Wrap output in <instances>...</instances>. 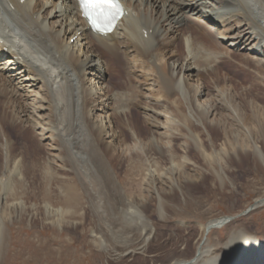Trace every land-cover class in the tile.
Returning a JSON list of instances; mask_svg holds the SVG:
<instances>
[{"label":"bare ground","instance_id":"6f19581e","mask_svg":"<svg viewBox=\"0 0 264 264\" xmlns=\"http://www.w3.org/2000/svg\"><path fill=\"white\" fill-rule=\"evenodd\" d=\"M120 1L126 14L121 17L111 33L102 34L94 32L81 16L76 0H23L22 3L21 0H0V69L6 68L14 72L13 75L18 81L19 88L29 96H35L32 101L36 104V109L39 112L48 111V117H46L49 128H52V133H54L52 140L61 150L63 163L69 165L71 172L78 174V182L80 185L82 184L83 197L88 203V210L93 218L92 225L95 234L91 236L101 246L98 251L103 258L102 263L99 264H136L138 261L145 264L149 261L151 264H264V243L260 244L256 241L261 239L257 232L252 236L244 228L241 230L235 228L227 230L226 236L219 240L209 237L214 229L224 227L228 223V218H213L203 225L201 224L199 226L201 233L196 241L190 240L192 238L190 230L188 235L180 232L188 230L187 225L178 224L175 234L172 230L171 234H166L168 237L164 238L165 242L161 243L157 236L158 223L153 222L145 213L144 202L133 200L120 188L123 182L122 178H115L113 166L110 164L112 159L117 158V154L115 155L112 149L116 142L121 143L120 139L115 140L123 133L115 132L111 134L115 138L112 137L111 140L102 143L100 134L104 133L105 127L103 128L102 123H99V127L95 126L97 128L95 130L94 125L90 122V104L92 99L94 101L95 95L99 93L98 90L102 91L104 96L108 93L105 97L108 96L109 99H117L115 92L109 93L107 84L102 83V85L101 82H98L97 88L94 87L92 81L86 77L88 75L90 77L93 69L99 71V64H117L118 60L123 58L126 61L127 57L131 56L132 62L135 59L139 64H154L155 70L157 68L160 70L157 82L160 83L162 91L157 102L168 106L170 98L181 97L188 101L189 115L204 114L208 119V116L217 114L216 108L221 102L214 103L210 109H207L206 106L195 109L192 100H190L192 92L189 84L190 77H197L198 74L195 73H199L201 70L195 64L199 52L203 53L207 41L211 40L209 44L212 47L208 56L216 59L223 53L217 52L220 49L212 40L220 43L221 37L226 38L229 40L226 41L223 50H234L235 46V50H237V46L241 44L238 49L242 51L243 56H246L245 60L259 65L264 72V0ZM48 2H50V9L45 8ZM155 7L161 8L159 15H157L158 10L156 11ZM184 16H188L190 21H194L191 26L198 28L197 36L193 35V31L190 29H185L187 32L183 33L184 25L181 18ZM220 33H224L223 36ZM75 34L77 41L81 42L80 45L79 42L71 43ZM218 36H220L219 39ZM87 38L91 41H88ZM175 38L181 40L182 47L175 48L171 53L175 57H181V61H178L177 58L174 59L171 64L172 68L170 64H167L168 58L171 56L167 52L172 45H176ZM84 48H87V52L92 50L96 52L90 54L89 58L84 57ZM148 48H151V51ZM229 53L233 54V52ZM8 54L11 56L5 57ZM135 62L133 63L136 64L137 62ZM175 63H177L176 67ZM150 78L154 77L150 76ZM10 82L11 80L5 79L0 74V93L2 94L0 96V134L15 143L26 144L27 139L33 136L30 131V128L33 127L30 123L25 124L19 116L21 112H23V116L26 115L27 111L24 110L27 107L16 100V92L12 90ZM38 83L40 87H37ZM193 87L196 89L192 95L194 101L195 96L201 95L204 89L198 85H193ZM34 88L39 90L41 97H38ZM154 103L151 102V105ZM100 104L104 105V102L96 104L95 108ZM154 106L156 108L149 107L146 103L142 108L147 116L146 121L150 125L148 132L152 141L150 145L161 152L163 146L157 144L159 141L157 142L156 136H154L156 129L163 128L168 131L170 125L184 126L185 122L180 123V120L166 117L164 109H158L159 106L156 104ZM158 115L165 118L164 122L157 119ZM251 119L249 118V121ZM209 123L210 127H216L225 135V142L222 141L219 148L222 151L219 154L222 153V155L216 160V164L210 159L211 155L206 154L204 158L207 169L219 179L220 183H223L221 170L224 164L233 161L241 163L242 160L249 158L254 164L264 162L263 146H259L256 144L257 142L251 140L249 142L238 141L237 136L229 134V131L228 133L226 130L224 131L213 119ZM26 125L28 127H25ZM139 132L135 130L132 134L134 140L140 137ZM214 145L211 146L214 147ZM118 159L120 160V157ZM149 164L151 165V163ZM33 165L29 177L24 174V169L20 174L18 168L11 171L9 176L17 180V189L20 190V193L39 194V190L44 199H49L50 190L44 185L45 183L50 184L53 174L41 171L40 166L47 165L42 162L41 158L37 165L35 162ZM175 165H170V177L179 170ZM38 168L40 171L37 173L35 169ZM150 168L146 171L152 181L161 182L162 180L155 176L157 167ZM26 178L30 180L28 185L24 184ZM145 180L147 179L145 178ZM189 180L180 179L179 182L183 184ZM180 184L173 183L170 188L181 189ZM77 186L74 181L61 182V190L57 188L60 193L56 192L55 197L64 202L63 204H72L71 207H74L80 197ZM12 188L15 189L9 180L1 182L0 178L2 193H12ZM1 198L5 199L6 196L1 195ZM183 201L186 204L191 202L190 198H184ZM158 205H161L159 208L157 207V215L161 223H168L169 207L164 208L163 203L160 204L159 201ZM255 205H264V196L258 197L255 200ZM68 213L67 210L63 214L65 216ZM75 213L71 209L69 215ZM52 214L54 215L53 212ZM3 227L0 219V238ZM179 240L185 245L186 251L192 245L194 250L192 256L189 257L183 253L182 255H172L166 261H157L160 250L171 251L172 246H175L174 242ZM164 243L171 245L168 248ZM1 257L2 250L0 249Z\"/></svg>","mask_w":264,"mask_h":264},{"label":"rangeland","instance_id":"374dc122","mask_svg":"<svg viewBox=\"0 0 264 264\" xmlns=\"http://www.w3.org/2000/svg\"><path fill=\"white\" fill-rule=\"evenodd\" d=\"M22 2L23 0H21ZM49 7L50 2L45 8L48 9ZM154 9L158 10L157 15L161 13L160 7ZM184 17L187 18L184 19ZM184 17L181 18L184 25L183 33L187 32L185 29H190L193 31V35L197 36L198 28L191 26L194 21H190L188 16ZM195 24L197 23L195 22ZM223 34L221 35L223 36ZM74 38L71 39V43L73 41L74 43L79 42L80 45L81 42L77 41L76 34ZM219 38L220 36H218ZM227 40L229 39L222 37L220 43L212 40L220 49L217 52L223 53L216 59L208 56L212 45L209 44L211 40L207 41V46L203 49L204 52H199L195 63L201 70L199 73H195L198 74L197 77L191 76V80H189L190 90H192L190 100H192L195 109L204 106L210 109L214 103L221 102L217 103V114L208 116V119L206 115L197 112V114L189 115L188 101L181 97L170 98L168 106L156 101L161 97L162 87L157 82L161 72L158 68L155 70L154 64H139L133 58L137 62L133 60L136 63L134 64L131 56H128L126 61L122 58L118 60L117 64H99V71L93 69L90 77L89 75L86 76L92 81L94 87L97 88L98 82H101V84H107L109 93L115 92L117 99H109L108 96L105 97L108 93L104 96L102 91L98 90L99 93L95 95L94 101L92 99L90 104L92 108L89 111L90 122L94 125L95 130H97L95 126H98L99 123H102L103 128L105 127L104 133L100 134L102 143L111 140L112 137L115 138L111 135L115 132L117 134L123 133L115 140L120 139L122 144L119 142V145L116 142V147L114 146L112 151L115 152V155L117 154V158L112 159L110 164L113 166L115 178H122L123 182L122 185L120 184V188L133 200L144 202L145 213L153 222L158 223L157 236L161 243H163L164 238L168 237L166 234H171L173 231L175 234V228L178 224L187 225L188 230H181L180 232L188 235L190 230L189 233L192 237L190 240L196 241L201 233L199 229L201 224L203 225L210 219L222 217L228 218V223L224 227L214 229L209 237L219 240L226 236L227 230L244 228L252 236L257 232L261 239L256 241L260 244L264 243V205H255V200L264 196V162L254 164L249 158L242 160L241 163L233 161L224 164L221 170L223 183L219 182V179L207 169L204 163L207 154L211 155L210 159L216 164V160L222 155V153L219 154L222 152L219 150L220 144L222 141L225 142L223 131L217 130L215 126V128L210 127L209 121L212 119L217 121L218 126L224 131L226 130L227 133L229 131V134L237 136L238 141L249 142L251 140L264 147V72L259 65L245 60L246 56H243L242 51L238 49L241 44L237 46V50H235L236 46L233 47L234 50H223ZM175 42L176 45H172L167 52L171 54L167 64H170L172 68L173 65L171 64H173L174 59L177 58L178 61H181V57H175L171 53L175 48L182 47L180 39L175 38ZM86 50L87 48H84L83 53L84 57L87 56L88 58L90 54L96 52L95 50L90 52ZM148 50L151 51V48ZM229 52H233V54L230 55ZM10 56L8 54L5 57ZM176 66L177 63H175ZM20 67L23 68V66ZM0 74L5 79L11 80L10 84H12V90L16 92V100L27 107L24 110L27 111L26 115L23 116V112H21L19 116L25 124L30 123L33 127L30 128L33 136L27 139L26 144L15 143L0 134L1 182L7 179L15 188H12V193L6 194L0 190V219L4 225L0 238V242H2L0 248L2 250L1 264L102 263L103 256L101 257V253L98 251L100 244H97L91 236L95 234L93 233V218L88 210V203L83 197L82 184L80 185L78 182V174L71 172L69 165L63 163L61 150L52 140L54 133H52V128H49L48 111L39 112L36 109V104L32 101L35 96H29L19 88L18 81L13 75L14 72L5 68L0 69ZM150 76L154 78H150ZM193 85L202 87L203 93L205 92V94L196 95L194 101L192 95L196 89ZM37 87H40L39 83ZM36 91L38 97H41L39 90L36 89ZM101 101L104 102V105L100 104L95 108V105ZM145 102L149 107H155L156 104L159 106L158 109H164L166 117L180 120V123L185 122L184 126L174 127L170 125L168 131L163 128L156 129L154 136H156L155 140L159 141L157 144L163 146L161 152L150 145L152 143L148 133L150 125L146 121L147 116L142 108L146 104ZM151 102L155 103L151 105ZM160 116L158 115L159 118L157 119L164 122L165 118ZM249 118L252 119L249 121ZM135 130L141 131L139 132L141 140L138 137L137 140H134L132 134ZM212 144H215L214 147L211 146ZM40 158L42 162L47 163V165L40 166L41 171L53 174L50 184L45 183L44 185L50 190L49 199H44L39 190V194L20 193V190L17 189V180L9 176L11 171L18 168L20 174L24 169V174L29 177L34 166L33 163L35 162L37 165ZM171 164H176V168L179 169L172 177L169 176ZM148 168H156L155 176L162 181H152L148 171H146ZM39 171V168L35 169V172L38 173ZM180 179L190 180L180 184ZM69 181H74L78 185L77 191L80 197L74 206L75 208L71 207L72 204H63L64 202L55 197L61 182ZM125 181L127 182L124 183ZM29 182V178H26L24 184L28 185ZM173 183L176 185L179 183L181 189L170 188ZM61 194L63 193L61 192ZM1 195L6 196V198L2 199ZM184 198H190L191 202L186 204L185 200L183 201ZM157 200L160 204L163 203L164 208L169 207L168 223H161L157 215V210L161 206L158 205ZM249 207L252 208L246 212ZM71 209L72 212L76 213L70 216ZM67 210L69 213L64 216L63 213ZM61 213L63 215H60ZM180 241L174 242L175 246H172L171 251L160 250L157 261H166L172 255H182L183 253L189 257L192 256L194 251L192 245L186 251L185 245ZM164 244L168 248L171 245ZM136 264L145 263L138 261ZM147 264H151V262L149 261Z\"/></svg>","mask_w":264,"mask_h":264},{"label":"snow or ice","instance_id":"6c2138e0","mask_svg":"<svg viewBox=\"0 0 264 264\" xmlns=\"http://www.w3.org/2000/svg\"><path fill=\"white\" fill-rule=\"evenodd\" d=\"M82 14L100 32L111 31L118 14L122 13L119 0H78Z\"/></svg>","mask_w":264,"mask_h":264},{"label":"water","instance_id":"95a60500","mask_svg":"<svg viewBox=\"0 0 264 264\" xmlns=\"http://www.w3.org/2000/svg\"><path fill=\"white\" fill-rule=\"evenodd\" d=\"M250 209H251V207H249L246 212H248Z\"/></svg>","mask_w":264,"mask_h":264}]
</instances>
